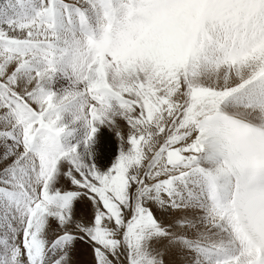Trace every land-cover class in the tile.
<instances>
[{
    "label": "snow or ice",
    "instance_id": "obj_1",
    "mask_svg": "<svg viewBox=\"0 0 264 264\" xmlns=\"http://www.w3.org/2000/svg\"><path fill=\"white\" fill-rule=\"evenodd\" d=\"M85 250L264 264V0L0 3V264Z\"/></svg>",
    "mask_w": 264,
    "mask_h": 264
},
{
    "label": "bare ground",
    "instance_id": "obj_2",
    "mask_svg": "<svg viewBox=\"0 0 264 264\" xmlns=\"http://www.w3.org/2000/svg\"><path fill=\"white\" fill-rule=\"evenodd\" d=\"M121 124L122 126L120 127V129L124 133L126 139L129 129L127 125H124L123 123ZM117 151H118V141L115 138L114 131H107L106 129H103L101 134V151H100L98 163L104 167L110 166L111 162L114 161ZM153 210L158 213L159 216L157 217L159 219L164 220L166 223H170L175 215H179V213L165 215L157 211L155 207H153Z\"/></svg>",
    "mask_w": 264,
    "mask_h": 264
},
{
    "label": "rangeland",
    "instance_id": "obj_3",
    "mask_svg": "<svg viewBox=\"0 0 264 264\" xmlns=\"http://www.w3.org/2000/svg\"><path fill=\"white\" fill-rule=\"evenodd\" d=\"M4 0H0V3H3ZM119 123V126L121 127L123 123L124 125H126V122L120 120L118 121ZM107 131H111L107 128H105ZM62 184L64 185L65 188L69 187V185L67 184L66 181H62ZM155 214L157 216L158 213L156 211H154ZM76 214L77 216H84L85 218H88L91 216V206L90 205H86L84 204L83 202L81 203H78L76 205ZM75 259L78 261V264H91V254H90V250H85V251H81L79 252L76 256H75Z\"/></svg>",
    "mask_w": 264,
    "mask_h": 264
}]
</instances>
